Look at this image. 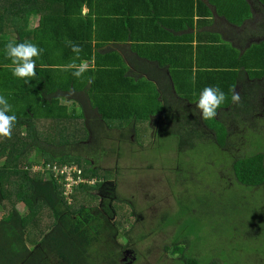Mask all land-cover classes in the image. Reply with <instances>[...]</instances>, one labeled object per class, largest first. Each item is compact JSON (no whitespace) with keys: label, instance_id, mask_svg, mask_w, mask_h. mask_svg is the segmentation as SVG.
Masks as SVG:
<instances>
[{"label":"trees","instance_id":"16d2710c","mask_svg":"<svg viewBox=\"0 0 264 264\" xmlns=\"http://www.w3.org/2000/svg\"><path fill=\"white\" fill-rule=\"evenodd\" d=\"M126 1L132 6L133 0ZM143 7L141 15L145 18L139 22L150 33L154 20ZM83 9L87 10L84 14ZM124 9V0H0V95H4L12 106L9 114L17 117L11 139L0 137V160L4 159L0 167V204L8 209L19 204L26 207L28 215L19 222L21 237H25L22 242L36 243L32 236L45 233L50 227L66 228L72 238L71 242H54L67 234L49 233L47 240L52 237L53 242L44 241L34 255H30L23 244L0 245V264H39L42 256L49 254L46 249H40L54 243L62 260L69 263L72 256H77L80 258L78 262L81 259L89 262L97 247L93 241L99 239L96 228L91 232L84 228L88 222L85 221L87 211H94L89 227L116 233L129 224L135 206L132 202L102 199L99 210L96 209L98 198L89 193L98 189L100 180L108 178L107 172L99 167L111 156L107 152L111 151L117 158L121 156V149L109 141L111 135L107 127L120 130L119 142L126 141L134 131L145 135L153 130L155 137L175 143L171 148L179 156L176 164L181 170L177 178L183 181L196 173L202 177L203 173L210 171L207 165L203 164L202 168L194 161L207 159L212 152L209 148L222 150L232 139H246L258 128L257 117L264 113V39L253 43L242 54L233 48H208L200 50L193 59L191 52H184L180 57L175 51L173 81L178 96L156 106L144 96L147 87L141 86L142 81L147 85L152 81L140 78L135 84L136 77L126 75V62L118 46L127 41L128 34L133 38V25L136 24L133 17L137 12L131 10V20L118 18ZM34 18L37 24L30 28ZM127 25H130L128 31ZM148 37L152 38L151 35ZM9 40L17 43L29 41L43 50L36 59V75L30 80L15 77L8 67L11 61L6 58L5 44ZM66 40L83 49L77 63L84 60L93 64L83 78L78 79L71 71L63 70L64 65L75 59ZM136 54L139 55L140 51ZM127 62L139 66L133 57L127 58ZM194 65L201 69L191 77ZM181 76L187 77L180 82ZM205 87H219L227 96L217 110L218 115L211 120L202 119L195 106ZM233 90L240 95L239 105L231 100ZM135 91L139 94L134 95ZM60 95L72 101L75 108L68 111L61 106ZM77 107L83 117L76 113ZM136 139L146 143L143 136ZM156 146L155 152L161 153L160 142ZM88 149L98 155L87 152ZM31 153L38 155V161L43 165L62 167L74 164L79 169V174L74 173L73 178L79 176L84 181L71 186L67 194L70 201L63 194L65 175L57 174L60 184L56 180H44L43 172L33 171L34 163L28 161ZM231 168L234 186L249 190L253 196H264L260 154L235 159ZM94 180V185L89 184ZM221 183L219 180L218 184ZM212 189L205 191L203 187L204 192L211 194L223 192ZM191 208V205L185 208L179 225L185 236L192 235L194 230L198 235L207 219L204 207L196 213ZM229 213L233 214V210ZM261 214L256 213L249 225L240 227H245L239 235L240 240L236 232H232L239 248L246 253L252 252V256L226 257L224 252H234L228 247L218 251L220 257L224 255L221 264H264L263 246L251 247V243L244 249L242 245L244 241L254 242L259 237L257 224L263 219ZM74 236L78 238L74 239ZM183 249L178 245L172 249L179 264H208L209 260H191ZM119 258L120 255H111L108 251V256L100 255L98 261L99 264H123ZM209 264L218 262L212 260Z\"/></svg>","mask_w":264,"mask_h":264},{"label":"rangeland","instance_id":"374dc122","mask_svg":"<svg viewBox=\"0 0 264 264\" xmlns=\"http://www.w3.org/2000/svg\"><path fill=\"white\" fill-rule=\"evenodd\" d=\"M83 10V14L87 12V10ZM36 24L37 19L34 18L29 27L33 28ZM58 99L60 105L65 106L68 111L75 108L72 101L66 100L63 96ZM76 113L83 117L79 107L76 108ZM256 124L258 128L248 138H234L222 150L209 148L208 150H212V152L207 159L204 158L201 162L194 160L202 168L203 164L207 165L210 171L203 173L202 177L196 173L185 181L177 178L181 170L176 164L179 156L171 148L175 146V143L155 137L153 130L151 134L146 133L145 135L134 131L126 137V141L123 137V141L119 142L121 140L120 130L107 127L111 135L109 141L121 149V156L117 158L111 151L107 152L111 156L100 163L99 167L107 172L108 178L100 180L98 189L96 191L91 190L89 193L98 198L96 199L98 206L96 209L99 210L102 199L132 202L135 205L133 217L124 228L116 231V233H111L105 228L89 227L92 222V214H94V211L90 209L91 211H87L88 217L85 221L88 222L84 228L88 232L96 228L99 236H96L99 240L93 241L97 247L90 261L86 262L81 259L78 262L80 258L72 256L73 259L68 263L60 258L54 243L52 246L47 245L40 249V251L46 249L49 254L42 256V262L39 264H99L100 255L107 257L108 251L111 255H120L119 260L123 264H179L177 255L172 254L174 245L184 248L183 251L186 256L199 262L215 260L221 264L224 255L221 258L218 251L228 247L230 250L233 248L234 252H224L226 257L252 256V252L251 254L246 253L239 248V244L235 243L232 235L236 232L239 239V235L243 233V228L245 229V227H240L249 225V220L256 213L262 212L263 219L257 224L259 237L256 240L253 239L254 242L251 240L244 241L242 245L244 249L250 247L251 243V247H264V205H261L264 204V196H253L249 190L234 186L231 164L235 159L260 154L264 169V113L257 117ZM142 136L146 143L136 139H140ZM159 142L161 153L155 152ZM86 151L94 153L90 149ZM94 154L98 155L97 153ZM28 159L29 162L33 161L34 163L33 171L43 172L44 180H56L60 184V178L57 177V174L65 175L63 181L66 188L63 194L68 201L70 198L67 194L71 190V186L79 181H84L79 176L76 179L73 178L74 173L79 174V169L74 164H65L62 167L43 165L42 161H38V155L35 153L29 154ZM3 164L4 159L0 160V167ZM66 175L71 179L66 180ZM219 180H221V184H218ZM94 182L95 180L90 181L89 184L94 185ZM203 187L205 191L215 188L223 192L222 194H211L204 192ZM189 205L193 208L194 213L198 212L200 207H204L207 214V219L204 226H201L198 235L194 230L192 235L185 236L183 230L179 229L181 218L184 216L183 212ZM237 205H239L238 208ZM232 210L233 214L229 213ZM27 215L28 211L23 204L10 209L4 208L0 204V245L2 247L23 244L22 246L26 248L29 254L34 255L37 254L44 241L53 242L52 237L47 240L48 234L53 232L60 233L61 236L64 233L67 234L61 240L55 239L54 242H71L72 238L67 233L68 230L62 227H50L49 232L32 236V238H36V243L22 242V238L25 237H21L19 222ZM51 221L50 225H52ZM195 232L196 234H194ZM77 238L74 236V239Z\"/></svg>","mask_w":264,"mask_h":264},{"label":"crops","instance_id":"0c3cea01","mask_svg":"<svg viewBox=\"0 0 264 264\" xmlns=\"http://www.w3.org/2000/svg\"><path fill=\"white\" fill-rule=\"evenodd\" d=\"M124 5V11H120L122 15L117 17L131 20L132 10L137 12L133 17L136 24L133 25V38L128 34L127 41L118 46L119 53L126 62V75L136 77L135 84L140 78L152 81L148 85L142 81L141 86L147 87L144 96L156 106L178 96L173 81L176 69L172 59L175 51L180 57H183L184 52H191L193 59L208 48H233L242 54L253 43L264 39V0H133L132 6L124 0ZM143 6L154 20V28L150 33L139 22L145 18L141 15ZM112 16L116 20L115 14ZM131 44L134 47L132 49ZM138 51L139 55L136 54ZM130 57L137 59L139 66L128 63L127 58ZM87 62L93 66L92 62ZM199 69L194 65L191 77ZM186 77L181 76L180 82ZM128 92L126 94H130ZM138 94L135 91L134 95Z\"/></svg>","mask_w":264,"mask_h":264},{"label":"clouds","instance_id":"9594fccd","mask_svg":"<svg viewBox=\"0 0 264 264\" xmlns=\"http://www.w3.org/2000/svg\"><path fill=\"white\" fill-rule=\"evenodd\" d=\"M66 43L75 53V59L67 65L63 66L64 71H71L76 78H83L88 72L89 64L87 61L79 59L83 49L70 40ZM42 49L37 45L25 41L17 43L15 40H9L5 44L6 58L10 59L11 64L8 67L12 74L20 79L30 80L36 75V59L40 57ZM91 83V80L88 81ZM227 99L226 94L219 87H205L199 97L196 109L199 110L200 116L204 120L214 119L218 115V109ZM231 100L233 103L240 104V95L238 92L232 91ZM12 111V106L9 104L4 95H0V137L11 139L13 127L17 122L15 114H9Z\"/></svg>","mask_w":264,"mask_h":264},{"label":"built area","instance_id":"2783aa9c","mask_svg":"<svg viewBox=\"0 0 264 264\" xmlns=\"http://www.w3.org/2000/svg\"><path fill=\"white\" fill-rule=\"evenodd\" d=\"M70 176V174H68ZM68 175H66V180H70L71 177H69Z\"/></svg>","mask_w":264,"mask_h":264}]
</instances>
